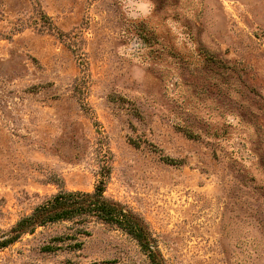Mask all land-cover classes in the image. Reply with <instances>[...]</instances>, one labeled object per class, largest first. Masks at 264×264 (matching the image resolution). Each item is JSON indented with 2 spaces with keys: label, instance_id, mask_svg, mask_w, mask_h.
Wrapping results in <instances>:
<instances>
[{
  "label": "rangeland",
  "instance_id": "1",
  "mask_svg": "<svg viewBox=\"0 0 264 264\" xmlns=\"http://www.w3.org/2000/svg\"><path fill=\"white\" fill-rule=\"evenodd\" d=\"M96 186L161 264H264V0H0V241ZM0 264L151 263L87 216Z\"/></svg>",
  "mask_w": 264,
  "mask_h": 264
},
{
  "label": "trees",
  "instance_id": "2",
  "mask_svg": "<svg viewBox=\"0 0 264 264\" xmlns=\"http://www.w3.org/2000/svg\"><path fill=\"white\" fill-rule=\"evenodd\" d=\"M87 216H94L102 222L115 224L133 237L147 252L151 264H161L143 221L118 203L106 199L101 186H96L92 192L59 190L37 205L29 215L18 220L9 230L8 236L0 241V246L13 242L25 232H32L36 226L74 217L82 219Z\"/></svg>",
  "mask_w": 264,
  "mask_h": 264
}]
</instances>
